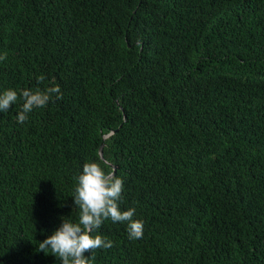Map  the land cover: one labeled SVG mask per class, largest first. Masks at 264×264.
Listing matches in <instances>:
<instances>
[{
  "label": "trees",
  "instance_id": "16d2710c",
  "mask_svg": "<svg viewBox=\"0 0 264 264\" xmlns=\"http://www.w3.org/2000/svg\"><path fill=\"white\" fill-rule=\"evenodd\" d=\"M0 55V93H63L0 112V264H60L92 161L144 227L90 264H264V0H0Z\"/></svg>",
  "mask_w": 264,
  "mask_h": 264
},
{
  "label": "clouds",
  "instance_id": "9594fccd",
  "mask_svg": "<svg viewBox=\"0 0 264 264\" xmlns=\"http://www.w3.org/2000/svg\"><path fill=\"white\" fill-rule=\"evenodd\" d=\"M5 59V55H0V60ZM44 80L43 75L38 76L37 84H42ZM62 98L59 85L19 91L9 88L0 93V112L8 111L18 100H22L17 121L24 123L33 110L44 108L50 102ZM103 164L108 165V161H103ZM76 181L73 199L74 206L79 210L77 219L73 221L61 217L59 227L39 242L37 251L54 255L60 264H90V255L86 253L92 254L97 249H110L114 246L112 240L98 233L107 220L125 224L129 239L142 238L144 223L134 219L136 209L120 208L124 181L115 175L114 168L113 171L106 172L101 162H87Z\"/></svg>",
  "mask_w": 264,
  "mask_h": 264
},
{
  "label": "water",
  "instance_id": "95a60500",
  "mask_svg": "<svg viewBox=\"0 0 264 264\" xmlns=\"http://www.w3.org/2000/svg\"><path fill=\"white\" fill-rule=\"evenodd\" d=\"M107 136V135H106ZM98 156L100 159H102V152H101V145L100 147L98 148Z\"/></svg>",
  "mask_w": 264,
  "mask_h": 264
}]
</instances>
